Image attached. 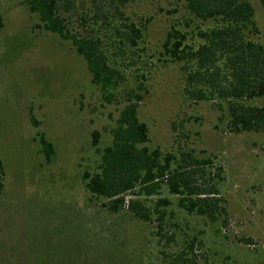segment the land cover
Returning <instances> with one entry per match:
<instances>
[{"label": "rangeland", "instance_id": "rangeland-1", "mask_svg": "<svg viewBox=\"0 0 264 264\" xmlns=\"http://www.w3.org/2000/svg\"><path fill=\"white\" fill-rule=\"evenodd\" d=\"M27 1L0 0V264H264V134L229 132L225 104L189 99L182 65L163 48L173 30L196 47L198 29L213 22L182 0L131 1L129 18L146 26L139 63L109 101L72 43L46 31ZM250 2L264 45V8ZM140 83L146 146L213 161L204 180L215 181L226 210L217 221L180 209L165 185L146 202L153 211L160 198L171 201L162 222L113 212L86 189L84 175L99 171ZM42 138L53 146L49 159Z\"/></svg>", "mask_w": 264, "mask_h": 264}, {"label": "trees", "instance_id": "trees-1", "mask_svg": "<svg viewBox=\"0 0 264 264\" xmlns=\"http://www.w3.org/2000/svg\"><path fill=\"white\" fill-rule=\"evenodd\" d=\"M131 1L135 0H28L27 5L46 31L72 43L85 59L92 83L110 101L139 63L136 50L146 30L145 25L129 18ZM182 1L195 18L213 22L205 30L198 29L200 42L196 47L187 44L186 36L178 30L171 31L164 44L167 55L182 65L186 96L194 101H213L221 109L225 104L229 132L264 134V106L246 105L264 98V45L255 40L259 30L250 0ZM259 1L264 8V0ZM140 84L137 92L127 94L111 131L112 144L100 153L99 171L84 175L86 189L103 198L113 212L128 208L141 221L150 222L155 216L162 222L171 201L160 198L153 211L146 202L165 185L171 195L179 197L180 209L217 221L226 210L220 206L215 181L204 180L207 174L212 175L208 169L213 161L184 152L163 155L159 149L146 146L149 128L138 116L144 98ZM98 137L95 132V146ZM42 146L49 159L52 144L42 138Z\"/></svg>", "mask_w": 264, "mask_h": 264}]
</instances>
